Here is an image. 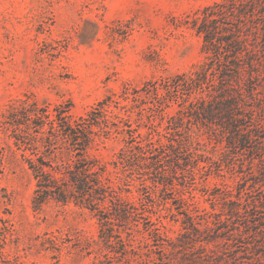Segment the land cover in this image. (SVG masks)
Segmentation results:
<instances>
[{"label":"trees","instance_id":"1","mask_svg":"<svg viewBox=\"0 0 264 264\" xmlns=\"http://www.w3.org/2000/svg\"><path fill=\"white\" fill-rule=\"evenodd\" d=\"M191 24L205 55L198 69L149 82L122 97L148 115L144 133L109 110L129 109L120 100L109 105L110 98L77 119L69 109L34 103L13 109L0 121L30 151L33 208L55 202L88 210L100 227L99 238L122 264H241L236 255L231 262L226 259L235 252L228 243L221 255L207 246L223 236L231 240L233 230L242 237L232 224L240 217L247 222L243 213L255 206L248 182L264 180V0H220L199 11ZM173 106L177 109L170 115ZM193 127L224 144L218 161L191 141ZM112 136H122L124 146L108 171L88 150L95 138ZM223 165L240 180L234 190L206 193L213 211L192 204L191 213L183 199L174 197L171 208L165 206L163 194L195 189ZM124 192H136V202L125 200ZM217 204L219 212L214 211ZM164 219L181 221L175 241L163 232ZM134 233L141 238L134 239ZM113 258L104 255L105 263L95 264H110Z\"/></svg>","mask_w":264,"mask_h":264},{"label":"rangeland","instance_id":"2","mask_svg":"<svg viewBox=\"0 0 264 264\" xmlns=\"http://www.w3.org/2000/svg\"><path fill=\"white\" fill-rule=\"evenodd\" d=\"M219 1L0 0V121L13 109L34 103L50 110L69 109L77 119L110 98L109 105L120 100L129 109L109 110L127 117L133 129L144 133L148 115L122 97L149 82L198 69L205 55L191 21ZM176 109L173 106L168 113L174 115ZM13 135L11 127L0 125V264H95L105 263L104 255L115 257L110 264H122L99 238L100 227L88 210L55 202L33 208L36 181L27 163L30 151ZM190 135L211 161L222 157L224 144H215L204 130L193 127ZM123 146L122 136L97 137L88 154L111 171ZM217 169L195 189L163 194L165 206L171 208L174 197L183 199L191 213L192 204L213 211L206 193L234 190L240 180L225 165ZM248 185L255 206L243 213L247 222L240 217L232 224L243 231L242 237L233 230L231 240L223 236L207 247L221 255L228 243L235 251L225 255L229 262L236 255L241 264H264V180ZM159 194L156 189L153 195ZM123 197L136 202L138 194L124 192ZM220 207L217 204L214 211ZM163 225L165 235L175 241L181 221L164 219ZM133 236L141 238L140 233Z\"/></svg>","mask_w":264,"mask_h":264}]
</instances>
